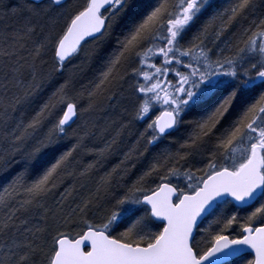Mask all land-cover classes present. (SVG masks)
<instances>
[{"label":"snow or ice","instance_id":"obj_1","mask_svg":"<svg viewBox=\"0 0 264 264\" xmlns=\"http://www.w3.org/2000/svg\"><path fill=\"white\" fill-rule=\"evenodd\" d=\"M0 264H264V0H0Z\"/></svg>","mask_w":264,"mask_h":264},{"label":"rangeland","instance_id":"obj_2","mask_svg":"<svg viewBox=\"0 0 264 264\" xmlns=\"http://www.w3.org/2000/svg\"><path fill=\"white\" fill-rule=\"evenodd\" d=\"M74 127H75V125H74ZM70 146V145H69ZM244 215H246V213L245 212H243V215L242 216H244Z\"/></svg>","mask_w":264,"mask_h":264},{"label":"flooded vegetation","instance_id":"obj_3","mask_svg":"<svg viewBox=\"0 0 264 264\" xmlns=\"http://www.w3.org/2000/svg\"><path fill=\"white\" fill-rule=\"evenodd\" d=\"M240 215L242 216L243 215V212H240Z\"/></svg>","mask_w":264,"mask_h":264}]
</instances>
